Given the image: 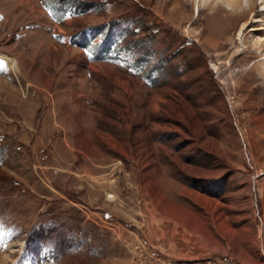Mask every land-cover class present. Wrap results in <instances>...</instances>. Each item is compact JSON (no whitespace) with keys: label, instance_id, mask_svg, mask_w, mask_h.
Returning a JSON list of instances; mask_svg holds the SVG:
<instances>
[{"label":"rangeland","instance_id":"rangeland-1","mask_svg":"<svg viewBox=\"0 0 264 264\" xmlns=\"http://www.w3.org/2000/svg\"><path fill=\"white\" fill-rule=\"evenodd\" d=\"M263 2L0 0V264H264Z\"/></svg>","mask_w":264,"mask_h":264},{"label":"bare ground","instance_id":"bare-ground-1","mask_svg":"<svg viewBox=\"0 0 264 264\" xmlns=\"http://www.w3.org/2000/svg\"><path fill=\"white\" fill-rule=\"evenodd\" d=\"M174 1V0H169ZM199 1L198 4V12L199 17L206 21H223V22H230L231 24L238 23L242 19L246 18L249 13H256V0H248V3L245 4L244 0H196ZM264 3V2H263ZM203 5V7H202ZM202 7V8H201ZM207 8H213L212 12L206 11ZM211 10V9H210ZM255 17V21H262V18ZM249 22L248 20L245 21V24ZM252 22V21H251ZM243 28L239 32L241 37L243 36ZM264 29V26H255L253 30ZM225 31V30H223ZM222 32V30H220ZM221 34L219 33V36ZM222 44V43H221ZM220 44V46H221ZM247 50L250 52L258 53L264 56V41L258 40L253 43L251 46H246ZM7 61H10L9 58H6ZM263 60V62H261ZM254 68L256 69H264V57L260 61H256L254 63ZM110 199H115L116 196H109Z\"/></svg>","mask_w":264,"mask_h":264}]
</instances>
